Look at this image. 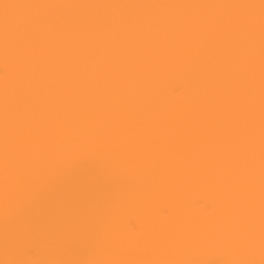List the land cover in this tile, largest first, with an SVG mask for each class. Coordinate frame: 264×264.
I'll use <instances>...</instances> for the list:
<instances>
[{"label": "snow or ice", "instance_id": "snow-or-ice-1", "mask_svg": "<svg viewBox=\"0 0 264 264\" xmlns=\"http://www.w3.org/2000/svg\"><path fill=\"white\" fill-rule=\"evenodd\" d=\"M0 264H264V0H0Z\"/></svg>", "mask_w": 264, "mask_h": 264}]
</instances>
